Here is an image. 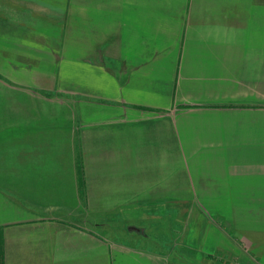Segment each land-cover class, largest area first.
I'll return each instance as SVG.
<instances>
[{"label": "crops", "instance_id": "crops-1", "mask_svg": "<svg viewBox=\"0 0 264 264\" xmlns=\"http://www.w3.org/2000/svg\"><path fill=\"white\" fill-rule=\"evenodd\" d=\"M0 264H264V0H0Z\"/></svg>", "mask_w": 264, "mask_h": 264}]
</instances>
